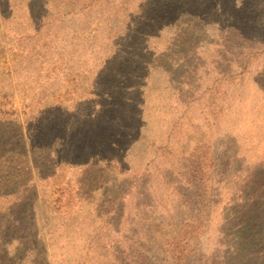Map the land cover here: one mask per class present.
Masks as SVG:
<instances>
[{"label":"rangeland","instance_id":"374dc122","mask_svg":"<svg viewBox=\"0 0 264 264\" xmlns=\"http://www.w3.org/2000/svg\"><path fill=\"white\" fill-rule=\"evenodd\" d=\"M144 1L0 0V194L8 190L6 181L15 173L2 162L10 157L5 152L9 142L21 128L31 139L28 133L46 122L47 109L81 110L82 99L93 89L106 60L120 44L129 53L130 30L145 28L141 8L131 11L143 7ZM44 2L46 7L41 6ZM152 2L158 11L170 5L172 18L179 15L170 1ZM224 2L223 14L208 13L215 20L206 31L195 28L202 19L186 26L194 17L183 12L182 24H172L161 36L148 39L152 58L159 59L146 83L163 89L135 112L142 117L141 124L135 118L137 124L122 138L123 143L131 141L122 164L112 161L86 173L77 167L64 169L16 198L0 197V236H30L32 231L35 236L39 231L37 241L32 239L35 245L29 240L18 252L25 261H32L28 253L32 246L38 251L34 264H49L40 251L50 252L51 238L57 234L53 231L75 206L90 208L89 214H98L103 222L99 229L105 237L96 248L103 264H232L227 251L237 241L233 227L242 219L241 187L251 164L238 154L226 132V107L228 98L244 86L262 90L254 85H264V42L240 38L235 5L242 0ZM249 3L252 15L264 17V0ZM209 5L204 0L203 7ZM260 30L263 37V26ZM77 123L74 117V129L79 128ZM6 126L10 130L3 131ZM61 126L55 121L49 137L32 141L59 145ZM18 198L38 207L36 229L27 228L29 216L22 212L24 226L4 231L9 208ZM4 251L0 264L9 258ZM7 252L15 253L14 244Z\"/></svg>","mask_w":264,"mask_h":264},{"label":"trees","instance_id":"16d2710c","mask_svg":"<svg viewBox=\"0 0 264 264\" xmlns=\"http://www.w3.org/2000/svg\"><path fill=\"white\" fill-rule=\"evenodd\" d=\"M159 1L174 3L179 15L172 18L174 9L170 5L158 11L157 5L154 2L150 3V0L142 2L140 5L143 7H136L135 10L133 7L132 13H136L139 8L144 12L141 19L145 28L137 27L130 30L129 53L120 44L115 54L106 60L95 76L93 89L82 99L83 103L78 113H71L67 106L47 109L44 112L46 117L43 118L46 122L41 126H35L33 133H28L32 135L31 139L26 138L25 130L21 128L16 139L9 142L10 147L5 146L7 148H4L5 152L7 150L10 157L2 159L4 160L2 162L4 166L7 163L8 168L15 170V173L6 181L5 186L8 190L0 194L1 198H16L22 190L36 188L38 181L43 183L58 177L59 172L64 169L77 167L86 173L112 161L119 165L124 162L131 141L123 143L122 138L127 136L128 131L137 124L135 118L138 119V126L141 124L142 117L135 112L139 107L144 106L143 102L149 101L150 95L160 93L163 89L146 83L150 71L157 66L155 62L159 59L152 58L153 52L148 46V39L161 36L172 24H182L183 12H189L188 16L194 17L186 22V26H190L195 19H202L199 21L200 27L195 28H203L206 31L207 26L213 24L215 20L210 19L208 13L214 10V13L221 15L226 8L224 0H206L210 2L208 8L203 7L204 0ZM249 2L250 0H242L239 5L237 3L235 5L238 14L236 33H240L239 37L246 42L254 41L253 39L264 42V36L259 33L262 26L264 28V22L261 24L264 17L262 15L257 19L252 15L253 6H249ZM31 5V2L27 3V6ZM41 6L46 7L47 2L42 3ZM247 6L249 7L245 10ZM246 14H249L248 18ZM153 15L154 17H149ZM36 17L34 12L30 11V18L35 20ZM172 21L176 22L172 23ZM254 86L262 90L257 92L244 86L237 95L228 98L226 107L229 126L226 132L232 139L234 147L238 148V154L246 156L245 161L251 164L241 187V192L244 194L240 204L243 210L242 219L233 227L236 230L233 236H237V241L233 240L229 246L231 250L227 251L232 264H264V85H258L256 82ZM124 107L129 108V111L126 110L125 113ZM74 117L79 122L77 129L72 127ZM123 117L126 120H123ZM55 121L62 125L63 136L58 138V141L62 142L55 146L53 141L35 143L39 136L49 137ZM2 130L10 129L6 126ZM30 152L34 155L30 156ZM38 153L41 156H35ZM240 155L234 156L237 158ZM42 164L48 167L43 168ZM52 170L53 172L49 174ZM13 205L14 207L9 208L11 214L4 231L11 229L16 232L24 226L26 222L21 218L22 212H27L29 216L30 223L27 228L36 229L40 216L38 207L28 205L26 198H18V202H14ZM68 210L71 215L53 231L57 234L51 238L50 252L42 250L40 254L44 253L49 264H103V260L96 253V248H100L101 238L105 237V233L99 229L103 222L98 218V214L90 215V208L84 211L82 207L73 206ZM38 233L37 230L35 236L33 231L30 236L17 235L10 238L0 236V253L6 249L4 255L9 257L2 264H34L38 257L36 247L31 246L28 252L32 261H25L24 256L20 257L18 252L24 244L29 245L32 239L37 241ZM13 244L15 253L9 256L10 251L7 252V248ZM92 258L95 261L90 263L93 261Z\"/></svg>","mask_w":264,"mask_h":264}]
</instances>
